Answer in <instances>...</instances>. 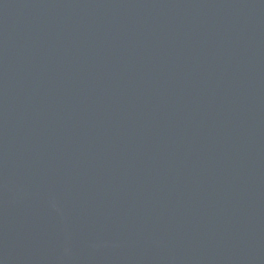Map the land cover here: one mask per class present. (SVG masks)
<instances>
[{
  "label": "water",
  "instance_id": "water-1",
  "mask_svg": "<svg viewBox=\"0 0 264 264\" xmlns=\"http://www.w3.org/2000/svg\"><path fill=\"white\" fill-rule=\"evenodd\" d=\"M0 264H264V0H0Z\"/></svg>",
  "mask_w": 264,
  "mask_h": 264
}]
</instances>
